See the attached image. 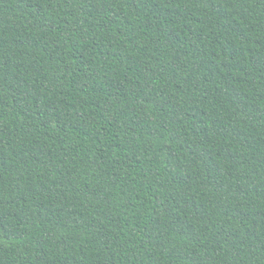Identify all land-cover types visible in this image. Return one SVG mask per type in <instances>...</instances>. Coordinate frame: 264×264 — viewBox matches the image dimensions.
I'll return each instance as SVG.
<instances>
[{
	"label": "trees",
	"instance_id": "trees-1",
	"mask_svg": "<svg viewBox=\"0 0 264 264\" xmlns=\"http://www.w3.org/2000/svg\"><path fill=\"white\" fill-rule=\"evenodd\" d=\"M0 264H264V0H0Z\"/></svg>",
	"mask_w": 264,
	"mask_h": 264
}]
</instances>
